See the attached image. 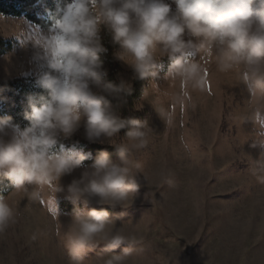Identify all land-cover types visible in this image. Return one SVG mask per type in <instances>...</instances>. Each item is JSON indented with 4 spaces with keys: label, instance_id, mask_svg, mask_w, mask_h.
Listing matches in <instances>:
<instances>
[{
    "label": "clouds",
    "instance_id": "9594fccd",
    "mask_svg": "<svg viewBox=\"0 0 264 264\" xmlns=\"http://www.w3.org/2000/svg\"><path fill=\"white\" fill-rule=\"evenodd\" d=\"M50 18L46 30L36 26L30 32L20 21L8 35L30 52L35 84L46 95L28 96V124L23 127L10 115L0 117V177L12 185L8 195H0V237L16 220L11 193L54 202L63 193L74 205L70 220L61 222L68 264H130L134 255L145 254L148 246L139 227L143 217L117 226L118 217L108 207L130 208L139 189L148 186L135 153L149 145L155 130L146 119L122 117L108 97L123 102L133 81H147L136 109L147 102L172 127L175 116L165 103H182L188 92H170L158 81L180 80L199 89L204 82L201 61L207 58L247 92L233 125L242 130L252 125L253 131L238 137L237 145L260 150L255 159L244 152L250 176L264 185V0H62ZM102 32L116 46L114 59L131 69V79H105L102 54L108 49ZM14 54L3 57L12 68ZM164 58L169 64L161 77L158 65ZM5 71L11 74L9 67ZM81 128L88 142L112 145L118 159L101 150L91 164H84L89 153L64 145ZM121 130L123 138L117 142ZM76 170L79 175H73ZM67 176L72 179L65 185ZM164 183L172 180L161 172L159 184ZM121 245L126 246L117 252ZM97 247L101 250L88 257Z\"/></svg>",
    "mask_w": 264,
    "mask_h": 264
},
{
    "label": "rangeland",
    "instance_id": "374dc122",
    "mask_svg": "<svg viewBox=\"0 0 264 264\" xmlns=\"http://www.w3.org/2000/svg\"><path fill=\"white\" fill-rule=\"evenodd\" d=\"M20 21L30 32L38 26L23 16L0 13V38L12 40L13 48L7 53H15L14 68L6 65L3 59L6 53L0 55V80L36 77V70L29 63L30 52H24L8 36ZM101 36L108 49L102 54L107 69L105 79L113 82H118L119 77L131 79V69L113 57L116 46L111 37L105 32ZM192 55L196 58L195 53ZM168 64L164 58L158 65L161 77ZM6 67L10 68V75ZM201 74L204 82L199 89L180 80L171 84L163 79L158 81L170 92H188L182 103H165L175 116L172 127H166L147 102L142 109H136L142 93L127 109L138 119L148 120L155 130L149 145L135 153L148 186L139 189L135 203L126 210L105 206L112 216L118 217L117 226L143 217L139 227L148 250L143 255H134L130 264H264V185L250 176L245 154L255 159L260 150L248 144L243 149L237 145L238 137L253 131L250 123L243 125V130L233 125L234 115L246 105L247 92L243 85L233 84L231 74L219 73L213 58L201 61ZM108 100L121 115L117 99L108 97ZM182 137L189 150H185ZM122 138L123 131L116 137L117 142ZM79 142L114 148L107 143L88 142L83 128L65 140L64 145L89 153L78 147ZM112 158L118 159V153ZM88 159L83 163L91 164ZM79 171L73 175H79ZM161 172L169 174L171 184H159ZM71 179L64 177L62 183L66 185ZM9 200L15 205L16 220L0 237V264H68L62 223L70 220L72 209L63 210L60 203L66 201L74 207L73 203L63 193L58 194L55 202L34 201L16 192L9 195ZM100 250L101 247L95 248L88 257H94Z\"/></svg>",
    "mask_w": 264,
    "mask_h": 264
},
{
    "label": "trees",
    "instance_id": "16d2710c",
    "mask_svg": "<svg viewBox=\"0 0 264 264\" xmlns=\"http://www.w3.org/2000/svg\"><path fill=\"white\" fill-rule=\"evenodd\" d=\"M59 3H62V0H0V13L23 16L28 21L42 28H47L51 24V14L56 11ZM13 45L12 40L0 38V55L9 52ZM35 78L34 76H20L0 80V117L10 115L21 127L28 124V121L24 118L28 96L46 95V92L35 84ZM144 86L145 81H133L132 93L123 102L117 100L122 117L139 118L129 113L127 109L141 95ZM78 147L89 152L90 158L87 161L91 162L101 150L108 151L112 157L117 153L115 148L96 144L86 145L79 142ZM11 191V183L0 177V195H7ZM60 205L63 210L73 209V206L66 201H61Z\"/></svg>",
    "mask_w": 264,
    "mask_h": 264
}]
</instances>
